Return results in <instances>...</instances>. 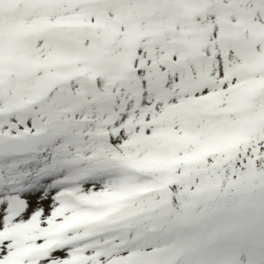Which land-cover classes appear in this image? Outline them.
Segmentation results:
<instances>
[{
    "label": "snow or ice",
    "instance_id": "6c2138e0",
    "mask_svg": "<svg viewBox=\"0 0 264 264\" xmlns=\"http://www.w3.org/2000/svg\"><path fill=\"white\" fill-rule=\"evenodd\" d=\"M0 264H264V0H0Z\"/></svg>",
    "mask_w": 264,
    "mask_h": 264
}]
</instances>
